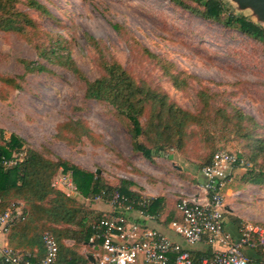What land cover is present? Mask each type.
Segmentation results:
<instances>
[{"label":"rangeland","instance_id":"obj_1","mask_svg":"<svg viewBox=\"0 0 264 264\" xmlns=\"http://www.w3.org/2000/svg\"><path fill=\"white\" fill-rule=\"evenodd\" d=\"M36 1L51 16L21 6L22 10L40 29L68 42L72 60L88 79L101 74L102 59L93 48L97 43L104 59L120 64L137 83L161 91L198 118V125L184 131L187 163L200 168L220 148L242 155L249 139L245 133L264 140V48L259 42L170 0ZM218 1L225 15L245 16L264 27L252 9L242 8L236 0ZM39 42L38 37L26 42L0 31V130L4 136L14 134L44 156L68 161L109 184L130 172L143 183L146 167L154 161L134 152L126 119L116 118L108 104L86 99L83 82L70 71L39 58L35 48ZM22 61L33 63L34 68L43 65L45 70L28 72ZM171 74L186 79L184 89L172 86ZM7 79L14 81V87L2 82ZM238 114L253 123L239 122ZM146 121L142 116L141 124ZM69 122L87 127L90 139L75 138L72 145L58 140L57 127ZM121 152L131 153L127 157L131 161ZM175 152L166 146L158 156ZM244 172L239 169L235 181L224 189L233 191L227 193L226 203L234 200L241 213L264 226V187L242 185L239 178ZM241 250L246 257H255L248 247ZM137 264L144 263L140 259Z\"/></svg>","mask_w":264,"mask_h":264},{"label":"trees","instance_id":"obj_2","mask_svg":"<svg viewBox=\"0 0 264 264\" xmlns=\"http://www.w3.org/2000/svg\"><path fill=\"white\" fill-rule=\"evenodd\" d=\"M170 1L206 20H214L223 24L225 28L236 29L259 42L264 48V27L245 16L225 15L224 7L218 0ZM21 6L35 10L39 15L51 16L36 0H0L1 32L14 34L26 42L38 37L41 42L36 43L35 48L39 58L70 71L83 82L86 99L106 103L114 109L116 118L126 119L134 152L140 153L143 158L152 162L154 155L158 156L168 146L185 157V145L182 143L184 131L192 124H199L197 117L179 108L161 91L137 83L120 64L104 59V52L97 43H93V48L102 59L101 74L95 80L88 79L72 60L68 42L59 35L40 29ZM21 63L28 72L45 70L43 65L34 68L33 63L26 61ZM169 80L176 90H182L186 86V79L180 78V74H171ZM2 82L14 87L12 79ZM142 116L147 117L146 125L140 122ZM242 119L253 123L250 117L238 114L237 120L241 122ZM83 126H77L72 122L61 124L57 127V139L68 145H72L75 138L90 139L89 129ZM245 134L249 138L246 150L238 157L245 160L249 167L244 168L245 172L240 176V182L242 185L264 187V140L253 133ZM214 153L202 166L211 160ZM59 174L71 177L77 189L75 196H67L62 186L53 185ZM236 177L237 172L233 174L230 184ZM129 187L130 183L121 179L117 186H110L100 175L85 171L60 158L54 161L28 147L20 137L14 134L5 137L0 130V213L12 203H23L22 220L17 222L8 234L24 231L41 240L43 233H50L58 243V257L59 254L69 253L63 244L64 240H71L76 246L89 245V240L101 233V230H97V225L107 214L92 207L96 195L119 191L135 200L141 198L131 193ZM150 205L148 204L146 208L147 212ZM99 243L100 240H96L95 245ZM212 253L208 251L202 256L191 254L193 259L198 261ZM255 253V257H251L253 261L251 264H264V252ZM170 264H173L172 260Z\"/></svg>","mask_w":264,"mask_h":264},{"label":"built area","instance_id":"obj_3","mask_svg":"<svg viewBox=\"0 0 264 264\" xmlns=\"http://www.w3.org/2000/svg\"><path fill=\"white\" fill-rule=\"evenodd\" d=\"M249 164L239 159L238 154L218 149L211 160L200 169L202 182L196 193L179 198L177 209L180 221L170 223L171 230L187 247L205 243L217 249L209 257L198 261L193 259L191 251L169 240L162 233L149 228L142 221L153 220L146 208L148 200H138L113 191L102 193L93 198L94 203H104L111 213L104 216L97 225L101 233L89 240V246L98 247L92 254L93 262L87 264H170V255H174L173 264H251V257L242 252L248 247L254 252H264V226L241 225L239 238L233 239L225 231L226 192L224 189L232 182L233 174ZM53 185H60L67 196H75L77 189L69 175L59 174ZM23 215V203L15 202L0 213V234L9 230ZM136 215V216H135ZM100 240L99 245H95ZM44 254L41 259L33 260L28 254L4 248L0 264H56L59 247L50 233L42 234Z\"/></svg>","mask_w":264,"mask_h":264},{"label":"crops","instance_id":"obj_4","mask_svg":"<svg viewBox=\"0 0 264 264\" xmlns=\"http://www.w3.org/2000/svg\"><path fill=\"white\" fill-rule=\"evenodd\" d=\"M129 155H131V153H128V155L122 154V156L126 157L123 158L127 161H131V158H127ZM153 161L152 167L151 165L146 167L147 176L143 183H140L138 179L132 178V176H136V178L139 177L132 172L128 173V177H120L121 180L130 183L128 190L131 193L143 197L151 204L147 213L153 216L154 219L150 221L139 220V222L162 233L172 242L188 248L192 254H199L202 256L208 251L210 253L211 251L222 249V247L218 246L208 247L205 243L187 247L182 238L178 237L170 228V223L172 221H180V213L177 209L179 198L196 193L198 185L201 184L202 177L200 168L195 164L187 163L186 158L176 152L171 155L157 156ZM119 180H116V183L113 185L107 184L114 187L118 185ZM225 192L227 196L228 192L233 191L226 189ZM240 192L238 190L235 194ZM234 202L233 200L231 204L226 203L224 225L225 231L230 234L233 239H238L240 226L242 224L254 225L256 220L241 213L238 209L239 205ZM94 208L103 214L111 213V208L106 204H101ZM41 241L42 236L41 240L40 238L36 239L24 231H16L6 234V236L0 234V257L2 250L4 248H9L14 251L28 254L33 260H39L44 254L43 243L41 244ZM63 244L68 249L69 253L64 255L59 254L56 264H74L75 262H77V264H87L86 261L93 262L92 254L98 251L97 246H76L71 240H64ZM170 259L174 261V255H170Z\"/></svg>","mask_w":264,"mask_h":264},{"label":"water","instance_id":"obj_5","mask_svg":"<svg viewBox=\"0 0 264 264\" xmlns=\"http://www.w3.org/2000/svg\"><path fill=\"white\" fill-rule=\"evenodd\" d=\"M242 8H250L259 22L264 24V0H236ZM99 174V172H97ZM91 261V260H90Z\"/></svg>","mask_w":264,"mask_h":264}]
</instances>
